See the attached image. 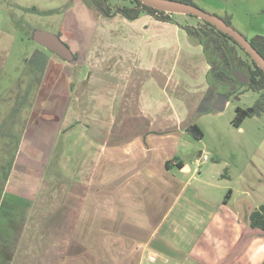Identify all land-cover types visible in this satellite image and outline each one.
Returning <instances> with one entry per match:
<instances>
[{"label": "crops", "instance_id": "0c3cea01", "mask_svg": "<svg viewBox=\"0 0 264 264\" xmlns=\"http://www.w3.org/2000/svg\"><path fill=\"white\" fill-rule=\"evenodd\" d=\"M192 1L264 37V0ZM86 5L59 29L72 62L44 47L30 89L21 78L15 102L0 90V264H264L250 213L228 210L232 191L224 206L209 198L200 157L191 175L183 161L188 126L230 101L203 45L175 24L92 18ZM3 33L0 87L15 32ZM36 219L58 257H20Z\"/></svg>", "mask_w": 264, "mask_h": 264}, {"label": "rangeland", "instance_id": "374dc122", "mask_svg": "<svg viewBox=\"0 0 264 264\" xmlns=\"http://www.w3.org/2000/svg\"><path fill=\"white\" fill-rule=\"evenodd\" d=\"M82 1L86 2L84 0H0V42L5 41L3 33L5 26H11L15 32L14 38L12 37L5 44L9 60L0 90H3V93L8 91L6 98L12 102L17 100V89L21 78L25 79L23 88L30 89V82L27 80L34 78V72L45 63L41 53L52 56L49 50L33 41L34 33L43 31L59 35L64 19L69 15L73 17V9ZM86 4L92 18H98L100 16L98 11L87 2ZM111 4L112 6L129 5L130 0H111ZM173 18L185 25L200 23L198 18L193 16L175 14ZM230 46L237 59L253 67L251 58L238 45L231 42ZM233 92L236 94L232 95L231 99L227 97L230 101L225 108L217 103L212 112L197 117L196 124L203 131L204 138L198 141L188 135L186 138L188 144L182 148V151L183 161L190 171L189 175L196 168V158L202 155L208 158L199 169L204 173L203 180L211 185L209 198L224 206L232 191L228 210L239 214L242 221H245L249 213L251 215L253 211L264 205V114L249 116L240 127H236L233 121L237 116V108L247 111L252 109L260 100L261 93L251 91L248 85ZM220 110L221 112L218 113ZM43 221L35 220L32 231L33 247L28 251H20V257L25 258L26 253L29 258L60 255L61 251L57 249L43 250L44 244L50 248L53 244L58 246L57 236L44 234L41 227ZM67 241H72L70 235Z\"/></svg>", "mask_w": 264, "mask_h": 264}, {"label": "trees", "instance_id": "16d2710c", "mask_svg": "<svg viewBox=\"0 0 264 264\" xmlns=\"http://www.w3.org/2000/svg\"><path fill=\"white\" fill-rule=\"evenodd\" d=\"M85 1L89 5H92L100 15L106 18H113L120 15L129 21H135L144 15H148L158 21L177 25L180 28L184 29L190 36H193L200 41V43L204 47L207 58L211 56V60H209L208 58L209 63H211L210 61L214 60L217 62L218 66L227 67L231 65V59L235 58V56L233 57L234 53L231 50L230 43L232 42L235 45L238 44L231 37L222 33L215 26L202 19L198 18V20L200 21L198 25L181 24L173 18V15L175 14L156 10L147 5H144L139 0H130L129 5H119V6H112L111 0H85ZM174 1L196 6L192 0H174ZM223 20L229 26H232L229 18H225ZM250 42L253 45V47L264 58V37L257 36L251 39ZM248 56L250 55L248 54ZM252 62H253V67H250L248 72L250 75V83L248 84V87L251 91L261 93V98L252 108L253 113L251 114L248 113L247 110H244L240 107L237 108L236 110L237 116L233 121V124L236 127H240L244 122V120L249 116L264 114V72L257 66V64L254 61ZM222 76H223V72L221 71L214 74L213 79L215 83L218 84V80L221 79ZM234 94H236V92H228L226 93V96L231 99L232 95ZM187 132L194 139L198 141H201L204 138L203 131L196 124H192L188 126ZM250 226L252 228L260 229L264 232V205L261 206L259 209L255 210L250 215Z\"/></svg>", "mask_w": 264, "mask_h": 264}, {"label": "water", "instance_id": "95a60500", "mask_svg": "<svg viewBox=\"0 0 264 264\" xmlns=\"http://www.w3.org/2000/svg\"><path fill=\"white\" fill-rule=\"evenodd\" d=\"M144 5H147L156 10H160L166 13L185 15V16H195L202 19L213 26H215L219 31L231 37L246 53H248L257 66L264 72V58L260 53L253 47L251 42L245 38L240 32H238L232 26H229L222 18L212 15L197 6L189 5L186 3L174 1V0H139ZM33 40L42 45L43 47L49 49L53 53L60 56L62 59L72 62L74 60V54L72 50L61 40V38L53 33L36 31L33 36ZM211 60V56L208 57ZM213 70L209 76V81L215 90H219L217 84L213 79V73L219 68L215 62L210 61ZM232 77L240 85H248L250 83V77L246 75L245 72L240 71L236 65L232 67ZM237 87L225 90V93L233 92ZM248 113H253L252 109L248 110Z\"/></svg>", "mask_w": 264, "mask_h": 264}, {"label": "flooded vegetation", "instance_id": "af4514ba", "mask_svg": "<svg viewBox=\"0 0 264 264\" xmlns=\"http://www.w3.org/2000/svg\"><path fill=\"white\" fill-rule=\"evenodd\" d=\"M246 54L248 55V53H246ZM234 56H235V58L231 59V65L227 66V67H223V66L220 67V66L217 65L216 61H214V60L212 61V62H215L217 67L219 68L216 72L213 73V75L216 74L219 71L223 72L222 78L218 80V84L216 83L218 88H219L218 91H220L221 92L220 94H223V95H226L225 90H228V89H230L232 87H237V89H240V87L244 86V85L238 84L237 81L232 77V67H233V65H236V67L240 71L245 72L246 75H248L250 77L248 72H249V69H250L251 66H249V64L247 62H242L240 59H237L236 54H234L233 57ZM251 60L253 61L252 58H251ZM211 70H213V67H212Z\"/></svg>", "mask_w": 264, "mask_h": 264}, {"label": "built area", "instance_id": "2783aa9c", "mask_svg": "<svg viewBox=\"0 0 264 264\" xmlns=\"http://www.w3.org/2000/svg\"><path fill=\"white\" fill-rule=\"evenodd\" d=\"M205 161H208V158H207L206 156H203V155H202V156L200 157V162L203 163V162H205Z\"/></svg>", "mask_w": 264, "mask_h": 264}]
</instances>
